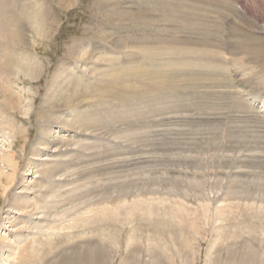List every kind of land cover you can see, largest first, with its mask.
<instances>
[{
	"label": "rangeland",
	"instance_id": "obj_1",
	"mask_svg": "<svg viewBox=\"0 0 264 264\" xmlns=\"http://www.w3.org/2000/svg\"><path fill=\"white\" fill-rule=\"evenodd\" d=\"M8 1L0 0V23L20 14L23 27L11 51L38 70L35 78L17 70L16 80L4 71L0 31V84L10 80L17 92L11 104L0 93V149L12 140L2 134L8 120L20 174L7 192L0 186V224L28 179L45 188L7 263L71 264L77 251L86 257L87 247L102 244V264H124L131 248L140 252L135 264H149L152 246L168 264H264V0H201L185 11L167 0ZM212 2L230 8L210 12ZM34 8L43 10L47 33L34 30ZM245 37L244 46L235 43ZM136 60L150 72L116 79L131 78L128 90L139 96H109L116 81L109 73ZM80 112L87 125L75 117ZM60 117L88 133L53 124ZM53 134L67 141L53 152L64 168L55 178L25 176L32 146Z\"/></svg>",
	"mask_w": 264,
	"mask_h": 264
},
{
	"label": "bare ground",
	"instance_id": "obj_2",
	"mask_svg": "<svg viewBox=\"0 0 264 264\" xmlns=\"http://www.w3.org/2000/svg\"><path fill=\"white\" fill-rule=\"evenodd\" d=\"M11 1V0H10ZM13 1V0H12ZM11 1V2H12ZM64 1V0H63ZM73 1V0H72ZM159 2L158 3H160V4H166V1H164V0H158ZM181 2H179V1H177V2H175V1H169V0H167V3H170V5H172V6H170V7H172V8H174L175 10H177V9H179V8H184V10L183 11H185V8L186 9H188V8H190V10H193V9H197V5H199V7H200V2H201V0H180ZM204 1V0H203ZM2 2V1H1ZM0 2V3H1ZM7 2H9L8 0H7ZM7 2L6 3H2L3 5H1L4 9H6V8H8V6H9V3L7 4ZM42 2H43V0H42ZM207 2V1H206ZM13 3V2H12ZM44 3V2H43ZM184 4V7L183 6H181V4ZM200 3V4H199ZM218 3H220V2H212L211 3V7L213 8L214 7V11L211 9V10H209L210 12L212 11V12H215V11H217V9H219L218 10V12L219 13H221L222 12V15L223 14H225V11L227 10H229V8H230V6L228 5V7H227V9H226V7H224L223 5H220V4H218ZM218 4V5H217ZM12 5V4H11ZM16 5V4H15ZM41 5H43V4H41ZM204 5L206 6V3H204ZM46 6V5H45ZM44 6V7H45ZM49 6V5H48ZM179 6H181V7H179ZM205 6H203V7H205ZM222 6V7H221ZM160 7V6H159ZM164 7V6H163ZM198 7V8H199ZM2 8V10H3V12H4V14H5V10ZM10 8V7H9ZM0 9H1V7H0ZM8 9H6V11H7ZM21 10V9H20ZM34 10H35V8H34ZM39 10V9H38ZM38 10H35V19H37V25H35L36 27H38V28H34V30H36L37 31V29H38V32L39 31H41V30H43L44 29V31L46 30L45 28V26H44V28H43V25H45L44 24V19H43V13H42V11H41V13H40V10L38 11ZM170 10H171V8H168V10L167 11H165V14H167V16H170V17H168L169 18V20H177L178 18H177V16L174 14V12H175V10H174V12H173V14H170L171 12H170ZM189 10V11H190ZM224 10V11H223ZM50 11V10H49ZM9 12V11H8ZM12 12V11H11ZM15 12H16V10H15ZM17 12H18V10H17ZM22 13L24 12V11H21ZM48 12V11H47ZM115 12V11H114ZM120 12V11H119ZM118 12V13H119ZM169 12V13H168ZM14 12H12V14H13ZM21 13V14H22ZM46 13V12H45ZM110 13V12H109ZM122 13V12H121ZM127 12H125V15L123 14V16L125 17L126 15H127V17H128V19L130 18V20H131V17L130 16H128V14H126ZM217 13V12H216ZM1 14V13H0ZM4 14L2 13V15L4 16ZM31 14V13H30ZM39 14L42 16V19H41V16H39ZM130 14V13H129ZM164 14V15H165ZM10 15V14H9ZM16 15H18V13L16 14ZM20 15V14H19ZM18 15V16H19ZM113 15V14H112ZM115 15V14H114ZM230 15V14H229ZM15 14L14 15H11L10 16V20H7V19H9V17L7 18V19H1L2 21V23H0L1 24V29H0V31H1V33H2V39H3V41H2V48H3V51H5V53H4V55L6 54V59H5V62L3 61V63H5V69H4V71L6 72V73H8V74H10L11 76L10 77H12L13 75L15 76L14 78H15V80L16 79H18V76L16 75L17 74V70H18V74H19V71L21 72V73H23L24 75H26V76H30V77H34V75L36 74V71L38 70V65L37 64H34V65H29L28 63H26V64H24V65H22V64H20V62L21 61H19L18 59H17V57H18V55L17 56H14V52H12L11 51V47H12V45H13V43H17L18 41H23V33H22V30L23 29H21V28H23V27H21V23L22 22H20V20L22 19V17L21 16H15ZM24 16V15H23ZM45 16V15H44ZM108 16H109V14H108ZM131 16H132V14H131ZM142 16V15H141ZM1 17V16H0ZM45 17H47V15L45 16ZM122 17V16H121ZM123 17V18H124ZM127 17H126V19H127ZM162 17V16H161ZM25 18V17H24ZM29 18V17H28ZM28 18L26 19V21L28 20ZM163 18V17H162ZM32 19H34V18H32ZM135 20H136V18H134ZM45 20H47V18L45 19ZM53 20V19H52ZM32 21V20H31ZM33 22V21H32ZM35 23V22H34ZM29 24V23H28ZM133 24H135V23H133ZM152 25V24H151ZM23 26V25H22ZM27 26V25H26ZM32 27H34V26H32ZM50 27V26H49ZM240 27V26H239ZM26 28V27H25ZM43 28V29H42ZM52 28V27H51ZM50 29V28H49ZM232 29V28H231ZM238 29H236V31H237ZM51 31V30H50ZM49 31V32H50ZM37 33V32H36ZM46 33H47V30H46ZM45 33V34H46ZM40 34V33H39ZM235 34V33H234ZM233 34V35H234ZM49 35V34H48ZM233 35H232V37H233ZM248 38V37H247ZM247 38L245 37V38H243V39H239V40H235V43H237V42H239L238 44H240L241 46L243 45L242 43H245L246 42V40H247ZM40 39V38H39ZM234 39V38H233ZM238 39V38H237ZM48 41V40H47ZM119 41V40H118ZM163 41V40H162ZM140 42V41H139ZM22 43V42H21ZM121 43V42H120ZM220 47L222 48V41H220ZM230 43V42H229ZM248 43V42H247ZM15 45V44H14ZM79 46V45H78ZM81 46V45H80ZM83 46V45H82ZM230 46V45H229ZM234 46V45H233ZM232 46V47H233ZM241 46H239V47H241ZM244 46V45H243ZM14 48V47H13ZM75 48H76V46H75ZM234 48V47H233ZM232 48V49H233ZM243 48V47H242ZM241 48V49H242ZM77 49V48H76ZM84 49V48H83ZM148 49L146 48V49H144L143 51H147ZM244 50V49H243ZM85 51V50H84ZM221 51H222V49H221ZM150 52V51H149ZM148 52V53H149ZM2 53V54H3ZM82 53H84V54H86L85 52H82L81 51V54ZM221 53V52H220ZM87 55V54H86ZM223 55V54H222ZM3 56V55H2ZM78 56H80L79 54H78ZM81 56H83V54L81 55ZM146 56V55H145ZM4 57V56H3ZM74 57V56H73ZM85 57V56H84ZM225 57V56H224ZM240 57H242V56H240ZM20 58H22V57H20ZM39 58V57H38ZM83 58V57H82ZM81 57H80V59H82ZM86 59H87V57H85ZM85 58H83V59H85ZM143 58L144 59H146V58H148V56L147 57H144L143 56ZM136 59V58H135ZM216 59H218V57H216V58H214V59H211L212 61H214V60H216ZM241 59V58H240ZM37 60V59H36ZM78 60V59H77ZM134 60V59H133ZM132 60V61H133ZM241 60H243V59H241ZM131 61V60H130ZM131 61V62H132ZM217 61V60H216ZM34 62V61H33ZM38 63H40L39 61H38ZM133 63V62H132ZM134 63L135 64H137V66H134L135 64H133V66L132 67H129L128 66V68H123V70L122 71H120V72H117V70H114V71H112L111 73H109V74H111V77H112V79H116V77L117 78H120L121 77V75H123L124 73H126L127 72V75H131L132 76V74L134 73L135 75H139V74H143V72H144V67L143 66H141V62L138 60H136V61H134ZM144 63V62H143ZM225 64V63H224ZM246 64V63H245ZM253 64V63H252ZM39 65H41V64H39ZM41 67V66H40ZM39 67V68H40ZM225 67V66H224ZM0 70H2L3 71V69L2 68H0ZM131 70V71H130ZM226 70V69H225ZM228 70V69H227ZM58 71V70H57ZM146 72H150V70H145ZM131 72H132V74H131ZM13 73V74H12ZM14 73H16V74H14ZM55 74V73H54ZM38 75V74H37ZM226 75V74H225ZM224 75V76H225ZM1 76V75H0ZM9 76V75H8ZM36 76V75H35ZM105 77V76H104ZM35 78V77H34ZM5 79V78H4ZM131 79V78H130ZM130 79H128V80H130ZM7 80H8V78H7ZM127 80V83L126 82H121L120 81V79H119V81H117V79H116V81H110L111 82V84H109V86H111V89H110V91H106L107 93H108V95L109 94H111V93H113V95H115L118 99H121V100H123V101H128V100H131L132 98H134V96H139V93H132V91H131V89L130 90H128L129 89V87H128V82H130V81H128ZM133 80L134 79H132V82H133ZM136 80V79H135ZM134 80V81H135ZM2 81V80H1ZM9 82H10V80H8ZM8 81H6L5 82V80H3V84H0V93L1 94H3L4 95V102H5V104H6V102H7V104H11V102H10V100L12 99V97L13 96H15V93H17V92H15V89H13V85H10V83L8 82ZM63 81V80H62ZM118 82V83H117ZM1 83V82H0ZM12 83H13V81H12ZM120 83V84H119ZM136 83V82H135ZM149 83V82H148ZM258 83V82H257ZM14 84H15V82H14ZM54 84V83H53ZM132 84V83H131ZM133 84H134V82H133ZM232 85V84H231ZM10 86H13V87H10ZM108 86V87H109ZM107 87V86H106ZM105 88V87H104ZM147 88V87H146ZM115 90V91H114ZM23 91V90H22ZM2 95V96H3ZM96 95V94H95ZM147 95V94H146ZM52 96H53V94H52ZM110 96V95H109ZM98 98V97H97ZM143 98V97H142ZM142 98H140V99H142ZM237 98V97H236ZM100 101V100H99ZM235 101V100H234ZM15 102V101H14ZM106 102V101H105ZM13 103V102H12ZM15 104V103H14ZM106 104V103H105ZM122 104H123V102H122ZM241 104H243V103H241ZM16 105V104H15ZM106 106V105H105ZM111 106H112V104H111ZM60 107V106H59ZM107 107H109V106H107ZM49 108H51V107H49ZM9 109V108H8ZM111 111V110H110ZM77 112H78V110H77ZM248 112V111H247ZM85 113V112H84ZM6 117V116H5ZM75 117H79L80 118V125L81 126H83L84 124L85 125H87L88 123H89V121H87L86 119H84V116H81V112L80 113H76L75 114ZM247 119H248V117H247ZM1 120V119H0ZM55 120V119H54ZM58 120L60 121H53V124H55L56 126H60V127H62V128H67V130H65V131H73L74 133H77V134H81V135H86L88 132H87V129L86 128H83V129H86V131H84V130H82V129H80L79 127H80V125H79V127H78V129H77V127L75 128L76 130H72V129H74L73 128V122L70 120V119H68V118H65V119H62L61 117L60 118H58ZM6 122H8V126L7 127H5L4 129H2V134L4 135L3 137H5L7 140H10V139H12V140H10L9 141V148L7 149V150H2V149H0V186L2 187V189L5 191V192H7L8 190H9V188L11 187V185L14 183V182H16L15 180L18 178V176L20 175H17V173H18V170H17V167H18V162L16 161V155H15V152H12V148H10L11 146H10V143L11 142H13V139H14V137H15V127H14V125L10 122V121H8V120H6ZM13 122V121H12ZM10 125V126H9ZM160 125V124H159ZM139 127V126H138ZM61 128V129H62ZM262 128V127H261ZM78 131L80 132V133H78ZM62 132V131H61ZM82 132H84V133H82ZM42 135V134H41ZM62 136V135H61ZM174 136V135H173ZM42 138V140L43 141H41V143L43 144L41 147L39 146V147H37L36 145H34V146H32L33 147V156H30L29 158H28V162H27V174L25 173V176L26 175H38V176H36V177H40V176H43V177H50V178H53L54 177V172H61L62 171V169L64 168H62V164L66 161H62V162H59L58 160H55V158H53V156H55L54 154H53V152H56V150H57V147H59L58 145L61 143V141L62 140H59V137H58V134H57V136H56V134H53V135H49V137L47 136V137H45V136H43V137H41ZM61 139H62V137H61ZM65 141H66V139H65ZM65 141H62V145L65 143L66 144V142ZM64 142V143H63ZM40 143V142H39ZM60 144V145H61ZM72 144V143H71ZM159 144V143H158ZM68 145L69 144H67L66 146L67 147H65L66 148V150H68ZM56 147V148H55ZM74 147V146H73ZM55 148V149H54ZM60 148V147H59ZM62 148H64V146H62L61 147V149L60 150H58V151H64V149L62 150ZM53 150V151H52ZM25 151V150H24ZM51 153V154H50ZM50 155V156H49ZM55 160V161H54ZM57 161V162H56ZM68 162V161H67ZM2 163H4V164H6V166H8V167H10L9 169L11 170H9V171H7V172H5V170H4V167H6V166H4V164H3V166H2ZM26 167V166H25ZM69 167V166H68ZM110 167V166H109ZM7 168V167H6ZM67 170V169H66ZM70 170V169H69ZM21 175H23V173L21 174ZM70 175H71V173H70ZM3 177H5V179H6V182H4L3 181ZM33 177V176H32ZM60 177H61V175H60ZM60 177H58V178H60ZM26 178V177H25ZM41 178V177H40ZM55 178V177H54ZM70 178V177H69ZM24 179V177H22L21 176V178H19V181H18V184L20 183V181L22 180V181H24L23 180ZM62 179V178H61ZM74 179V178H73ZM44 180V179H43ZM49 180V179H48ZM60 180V179H59ZM26 181V180H25ZM28 182L26 183V184H23L21 187H20V190L18 191V192H14V193H12V197L9 199V201H8V204H7V209L5 208L4 209V216H3V218L1 219V227H0V264H9V263H7L8 262V260L10 259V256H11V252H15L16 251V249H18V247L20 246V245H18L19 244V239L21 238V239H23V236H22V234H26V233H24L25 231H30L31 229H30V225H28V224H26L27 222H29L30 223V221H31V218H34L35 217V215L37 214V212H39V209L36 207V204H35V200L36 199H38L39 198V196H43L44 195V184L42 183L41 184V181H39V180H33V179H31V180H27ZM50 181V180H49ZM48 182V181H47ZM51 182V181H50ZM63 183H65V182H63ZM66 183H67V181H66ZM54 185V184H53ZM57 185V184H56ZM63 185V184H62ZM50 186H51V184H50ZM74 186V185H73ZM12 187H13V185H12ZM60 188V187H59ZM65 188V187H64ZM47 189V188H46ZM52 189V188H51ZM53 189H54V187H53ZM48 190V189H47ZM46 191V190H45ZM61 192V191H60ZM29 193L31 194V193H33V195L32 196H30L29 195ZM6 194V193H5ZM57 195V194H56ZM58 197H59V195H58ZM63 197V196H62ZM61 198V197H60ZM40 199V198H39ZM8 200V199H7ZM3 201V200H2ZM49 201V200H48ZM59 202V201H58ZM39 204V203H38ZM48 204V203H47ZM50 204V203H49ZM52 205V204H51ZM46 207V206H45ZM59 210V209H58ZM48 211V210H47ZM129 211V210H128ZM3 212V211H2ZM41 212V211H40ZM44 212H46V211H44ZM42 214H43V212H41ZM45 214V213H44ZM48 215V214H47ZM110 215V214H109ZM41 215H39L38 217H40ZM104 216H105V214H104ZM41 217H43V215L41 216ZM40 217V218H41ZM44 218V217H43ZM36 219H37V217H36ZM45 219V218H44ZM105 219V218H104ZM111 219H113L112 217H111ZM40 220V219H39ZM114 220V219H113ZM107 221V220H106ZM9 222V226L8 227H11V226H13V228H11V230L7 227V226H5L4 224H7ZM167 222V221H166ZM36 223V222H35ZM45 223V222H44ZM38 224H39V222H38ZM112 224V223H111ZM37 225V224H36ZM40 225H42L41 223H40ZM158 225H159V223H158ZM32 226V225H31ZM41 227V226H40ZM138 227V226H137ZM140 227H142V226H140ZM158 227H160V226H158ZM36 228V227H35ZM155 228V227H154ZM169 228H170V225H169ZM173 228V227H172ZM3 229V230H2ZM32 229H34L33 227H32ZM110 229V228H109ZM138 229V228H137ZM160 229V228H159ZM7 230H10V232H7ZM14 230H15V232H14ZM153 231V230H152ZM156 231H157V229H156ZM96 232H99L98 230L96 231ZM113 232V231H112ZM136 232V231H135ZM137 232H138V230H137ZM101 233V232H100ZM100 233H99V235H100ZM115 233V232H114ZM171 233H176L175 231H173V232H171ZM104 234V233H103ZM116 234V233H115ZM139 234V233H138ZM158 234V233H157ZM98 235V234H97ZM106 235V234H105ZM109 234H107V236H108ZM111 235H114V234H112L111 233ZM135 235H137L136 233H135ZM28 236V235H27ZM26 236V237H27ZM103 236V235H102ZM132 236H134V235H132ZM132 236H130V238L132 237ZM155 236V235H154ZM100 237V236H99ZM109 237V236H108ZM114 237H115V235H114ZM139 237H140V235H139ZM151 237V236H150ZM28 238H30L29 236H28ZM104 238V237H103ZM111 238V237H110ZM179 238V237H178ZM24 239H26V238H24ZM113 239V238H112ZM134 239V238H133ZM27 240V239H26ZM98 240H100V239H98ZM132 240V239H131ZM135 240H136V238H135ZM117 240H115V242H116ZM26 242V241H25ZM98 242V241H97ZM100 242V241H99ZM131 242V241H130ZM137 242V241H136ZM23 243V242H22ZM109 243V242H108ZM98 244V243H97ZM104 244V243H103ZM138 244V243H137ZM102 245V244H101ZM101 245L100 246H98L97 247V249L96 248H94V249H92V248H86V250H88L87 251V254H86V257H82L81 256V252H78L77 251V249H78V247L76 248V253L74 254V261H71L70 263L71 264H74V263H85V264H87V263H89V264H102L101 263V261L104 263L105 261H103L102 259L104 258L103 256H105L106 254L105 253H103L104 252V250L102 249V247H101ZM139 245H141V244H139ZM75 246V245H74ZM95 246V245H94ZM97 246V245H96ZM133 246V245H132ZM138 246V245H137ZM93 247V246H92ZM140 247V246H139ZM141 247H143V246H141ZM80 249V248H79ZM107 249V248H106ZM133 248H131V251L129 250V253L127 254V256H126V258H124L125 259V261H124V264H135L136 262L135 261H137V260H135V256H137L136 254H138V255H140L139 253H138V251H134V250H132ZM138 249V247L136 248V250ZM83 250H84V248H83ZM149 250H152V251H154V261L153 262H151L152 260V258L149 260L151 263H149V261H148V263L149 264H168L167 262H165L164 260H162V259H164L163 257H161V255H162V252H161V255H160V253H157L156 252V250L154 249V247L152 246V247H150V249ZM80 251V250H79ZM105 252H106V250H105ZM81 253V254H80ZM86 253V252H85ZM85 253H84V256H85ZM16 254V253H15ZM151 254V253H150ZM47 254H45V256H46ZM251 255V254H250ZM253 255V254H252ZM27 256V255H26ZM107 256H108V254H107ZM163 256V255H162ZM71 257V256H70ZM116 257V256H115ZM138 257V256H137ZM136 257V258H137ZM72 258V257H71ZM140 258V256L138 257V259ZM106 259V258H105ZM149 259V258H148ZM242 259V258H241ZM28 260V259H27ZM110 260V259H109ZM249 260V259H248ZM13 261V260H12ZM11 261V262H12ZM63 261V260H62ZM65 261V260H64ZM63 261V262H64ZM67 261H69L68 259H67ZM111 262H112V260H110ZM122 261H123V258H122ZM122 261H121V263H122ZM242 262H243V260H242ZM244 262H245V260H244ZM243 262V263H244ZM68 263V262H67ZM246 263V262H245ZM248 263V262H247ZM246 263V264H247ZM63 264V263H62ZM66 264V263H65ZM145 264H147V263H145Z\"/></svg>",
	"mask_w": 264,
	"mask_h": 264
}]
</instances>
